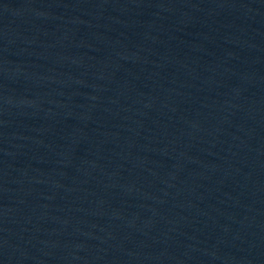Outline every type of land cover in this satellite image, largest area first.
Returning a JSON list of instances; mask_svg holds the SVG:
<instances>
[{
  "label": "water",
  "instance_id": "95a60500",
  "mask_svg": "<svg viewBox=\"0 0 264 264\" xmlns=\"http://www.w3.org/2000/svg\"><path fill=\"white\" fill-rule=\"evenodd\" d=\"M0 264H264V0H0Z\"/></svg>",
  "mask_w": 264,
  "mask_h": 264
}]
</instances>
